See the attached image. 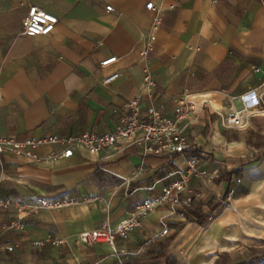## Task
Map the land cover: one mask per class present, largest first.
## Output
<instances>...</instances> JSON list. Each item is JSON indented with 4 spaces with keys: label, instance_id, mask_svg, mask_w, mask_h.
<instances>
[{
    "label": "crops",
    "instance_id": "0c3cea01",
    "mask_svg": "<svg viewBox=\"0 0 264 264\" xmlns=\"http://www.w3.org/2000/svg\"><path fill=\"white\" fill-rule=\"evenodd\" d=\"M149 1L0 0V137L110 132L128 100L140 96L144 108L153 104L170 114L187 91L206 101L188 129L192 149L199 150L198 171L206 174L192 176L181 195L190 201L176 211L156 208L114 247L85 245L74 242L78 233L114 226L178 179L185 159L146 155L137 143L98 154L77 146L70 157L55 160L63 150L58 144L40 145L31 157L0 154L1 200H77L24 218L0 207V243L12 245L11 251L0 249V264H215L222 253L203 251L201 235L210 223L207 237L220 247L239 229L236 217L238 227L222 222L230 191L233 198L255 195L262 216L253 225L264 229V111L246 129L224 123L231 96L256 88L264 100V0H153V10ZM31 4L57 17L48 35L22 33ZM112 56L117 61L101 65ZM113 73L119 77L105 83ZM147 75L153 87L144 83ZM47 236L65 242L39 245Z\"/></svg>",
    "mask_w": 264,
    "mask_h": 264
},
{
    "label": "built area",
    "instance_id": "2783aa9c",
    "mask_svg": "<svg viewBox=\"0 0 264 264\" xmlns=\"http://www.w3.org/2000/svg\"><path fill=\"white\" fill-rule=\"evenodd\" d=\"M147 9L156 8L153 0L146 4ZM111 10V6H107ZM159 21L158 14L155 16L153 28L157 27ZM58 19L52 13L44 10L38 5L31 4L27 8L26 16L22 19V33L26 36H46L51 33ZM156 39L155 34L151 35L144 45L142 54L146 57L152 50ZM117 61L116 56L109 57L101 61L102 66L109 65ZM119 73H113L105 78V83L117 79ZM147 87H153L154 81L150 75L144 78ZM256 88L231 96L229 98V108L224 116V123L228 128L246 129L250 125V119L254 115L264 111V100L262 96L256 94ZM205 100L198 102V98L190 92H183L175 99L173 113H163L162 109L151 104L145 108L140 102V96L128 100L121 109L119 122L110 132H87L78 137L60 136L56 134L45 135L43 137H31L23 141H17L12 137H0V154L33 156L32 149L43 144H58L63 147L61 153L53 155V160L58 158H68L73 154L74 147L83 146L89 153L98 154L108 147L119 145L139 144L146 155L183 157L186 162L184 169L180 168V177L168 185H164L158 193L144 198L135 208V211L120 219L114 226L105 223L92 230L81 231L74 238L75 243L91 245L104 242L114 247L118 238L128 239L134 232L143 226V221L148 215L160 206H168L172 211H176L181 203H188L190 198L182 199V193L188 188V183L194 175H205V172L198 171L199 156L191 152L192 143L188 135L193 120L204 107ZM240 182V179H238ZM233 191H230L225 199V205L230 207V212L235 215L241 225L251 222V225L261 219L256 208L255 195L250 192L246 195L233 198ZM92 199H85L90 202ZM77 203L74 198L63 200L46 199L40 196L36 204L22 203L19 201H8L0 199V207H12L17 210L18 217L24 218L34 213L38 208H61ZM222 212L223 226L227 228L238 227L234 218ZM20 228L22 224L19 225ZM168 228L165 227L162 234H166ZM50 242L52 244H63L65 240L60 238H50L47 236L39 242ZM0 249L12 250V245L0 243ZM60 264V263H55ZM261 264H264L261 263Z\"/></svg>",
    "mask_w": 264,
    "mask_h": 264
},
{
    "label": "rangeland",
    "instance_id": "374dc122",
    "mask_svg": "<svg viewBox=\"0 0 264 264\" xmlns=\"http://www.w3.org/2000/svg\"><path fill=\"white\" fill-rule=\"evenodd\" d=\"M198 102L200 101L198 100ZM261 184L263 186L261 188L263 189L262 193L260 194L262 201L264 197V182ZM256 208L259 209L257 206ZM228 209L230 210V207L225 205L222 212H226ZM260 216L262 215L260 214ZM233 218H235V216ZM209 226L210 223L206 225V229L201 235L203 239L202 248L203 251L205 250L217 254L222 253L215 264H221V262L222 264H261L264 262V229L259 230L254 228L255 225H251V222H247L245 226L240 224L239 229H233L222 240V246L218 247L207 237L206 232ZM183 264L188 263L184 260Z\"/></svg>",
    "mask_w": 264,
    "mask_h": 264
},
{
    "label": "bare ground",
    "instance_id": "6f19581e",
    "mask_svg": "<svg viewBox=\"0 0 264 264\" xmlns=\"http://www.w3.org/2000/svg\"><path fill=\"white\" fill-rule=\"evenodd\" d=\"M226 214H227L228 216L230 215L232 218L235 216L234 214H232V213L230 212V210H228Z\"/></svg>",
    "mask_w": 264,
    "mask_h": 264
},
{
    "label": "trees",
    "instance_id": "16d2710c",
    "mask_svg": "<svg viewBox=\"0 0 264 264\" xmlns=\"http://www.w3.org/2000/svg\"><path fill=\"white\" fill-rule=\"evenodd\" d=\"M190 151L191 152H194V153H199V150L198 149H191Z\"/></svg>",
    "mask_w": 264,
    "mask_h": 264
}]
</instances>
